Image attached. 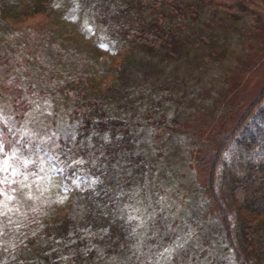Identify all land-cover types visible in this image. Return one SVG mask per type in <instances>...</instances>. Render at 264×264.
<instances>
[{
  "label": "trees",
  "instance_id": "trees-1",
  "mask_svg": "<svg viewBox=\"0 0 264 264\" xmlns=\"http://www.w3.org/2000/svg\"><path fill=\"white\" fill-rule=\"evenodd\" d=\"M257 1L0 0V72L19 71L28 66L21 56L33 60L39 55L25 52L33 40L28 20L44 14L59 19L61 9L77 17L76 30L86 34L90 30L92 39L103 32L114 47L105 64L107 76L97 79L101 82L80 71L51 86L55 112L63 109L66 100L67 108L74 103L71 115L79 120L77 137L60 138L56 144L68 149L70 156L61 151L58 162L68 172L73 167L67 169L66 161L81 166L94 180L83 189H70L62 211L47 217L10 250H0V264H157L154 257L149 261L142 256L128 205L139 202L148 179L149 167L141 150L147 127L154 122L165 123L170 130L171 123L177 126V105L171 99L175 88L169 86L177 76L163 79V73L168 68L181 74L175 65L184 62L183 78L191 74L203 87L195 94L192 88L191 94L182 89L183 100L201 102L199 95L204 101L216 98L223 85L206 73L221 65L232 44L250 57L258 27L244 21L255 20ZM235 4L242 9L230 11ZM199 48L208 50L205 55H192ZM262 64L264 55L257 68ZM26 88L28 96L44 89L32 80ZM18 97L7 99L16 103ZM19 106L12 112H18ZM239 108L243 102L237 101L225 109L224 118ZM213 111L216 117L220 109ZM259 118L264 124V86L230 129L220 127L200 142L204 150H199L194 166L196 171H207L210 190V198L203 190L205 210L200 218L206 264H264V155L256 161L243 157L262 142L251 129ZM11 123L0 118V134L7 133ZM225 130L227 136H223ZM233 144L244 147L236 153L231 150Z\"/></svg>",
  "mask_w": 264,
  "mask_h": 264
},
{
  "label": "rangeland",
  "instance_id": "rangeland-1",
  "mask_svg": "<svg viewBox=\"0 0 264 264\" xmlns=\"http://www.w3.org/2000/svg\"><path fill=\"white\" fill-rule=\"evenodd\" d=\"M256 5L257 11L252 13L255 20L247 17L244 21L258 27L250 57L240 54L243 48L232 44L221 65H214L206 73L223 85L216 98L204 101L199 95L201 102L195 100L198 103L188 98L186 102L183 100L182 89L189 93L192 88L191 93L195 94V90L203 87L200 79L191 74L183 78L182 73L187 72L184 62H180L181 66L175 65L181 74L177 70L172 73L168 68L163 73V79L177 76L170 79L169 84L170 89L175 88L171 99L177 105L178 112L174 114L177 126L171 123L174 127L170 130L165 123L154 122L147 127L141 150L149 167L148 179L139 202L130 201L128 205L129 214L134 218V236L142 247V256L149 261L154 257L157 264H206L200 218L205 210L203 190L210 198L208 173L204 169L196 171L194 165L202 153L200 142L220 127L230 129L264 86V65L258 68L256 65L264 55V0H258ZM237 7L242 9L235 4L229 10ZM56 18L46 14L30 18L29 35L33 40L25 52L39 55L33 60L21 56L23 64L28 66L19 71L0 72V118L4 122L12 121L8 132L0 134V250H10L23 235L40 227L47 217L57 210L62 211L69 201L70 189H83L94 180L81 166L66 161L67 169L73 167L68 172L63 163L58 162L57 155L61 151L68 159L70 156L68 149L56 144L60 138L72 141L77 137L79 120L71 115L74 103L67 108L66 100L63 109L55 112L54 100L50 98L55 88L51 86L80 71L101 82L97 79L107 76L105 64L114 47L103 32L98 39H92L90 30L89 34L76 30L77 17L68 9H61L59 19ZM84 24L90 28L93 25ZM236 40L232 37L233 43ZM207 50L193 49L191 53L205 55ZM253 67L257 69L252 71ZM31 80L44 88L36 90L37 96L33 91L28 96L26 85ZM7 90L12 94L7 95ZM17 95L18 101L12 102ZM9 97H12L10 101ZM237 101L243 102V108L231 112L225 119V109ZM15 105H20L18 112H12ZM217 108L221 112L214 117L213 110ZM259 119L254 120L251 129L262 137V142L255 151L243 154L253 161L264 155V124ZM226 131L223 136L228 135ZM243 147L233 144L231 150L237 153V148L242 150Z\"/></svg>",
  "mask_w": 264,
  "mask_h": 264
}]
</instances>
